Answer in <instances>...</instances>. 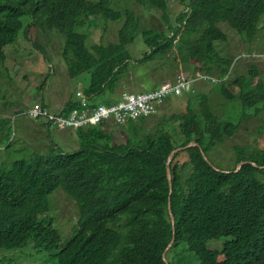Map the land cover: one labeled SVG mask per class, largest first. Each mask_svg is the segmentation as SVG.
<instances>
[{
	"label": "trees",
	"instance_id": "16d2710c",
	"mask_svg": "<svg viewBox=\"0 0 264 264\" xmlns=\"http://www.w3.org/2000/svg\"><path fill=\"white\" fill-rule=\"evenodd\" d=\"M112 1L0 0V66L8 51L22 53L15 44L34 24L62 35L70 73L89 70L83 93L90 100L108 104L116 89L134 78L143 79V91L155 89L182 63L191 69L189 77L196 71L217 77L213 89L226 104L213 110L208 95L195 88L182 97L186 110L159 116L153 133L148 121L155 114L119 127L107 121L71 128L73 151L58 147L0 161V248L19 250L34 243L49 255L41 264H264V168L250 163L264 165V150L234 145L229 169L217 168L207 156L245 119L262 120L258 131L264 132L259 68L252 64L227 79L234 61L220 46L228 40L226 28L253 41L264 22V0H179L184 10L167 22V30L144 28L134 10L116 9ZM134 1L165 13L170 0ZM98 19L121 22L117 40L90 48L85 31ZM140 36L145 50L134 56L128 45ZM230 85L238 90L232 92ZM77 105L70 99L61 113ZM36 121L48 134L57 128L49 120ZM5 123L0 120V140L10 136ZM192 141L197 145L175 153L170 162L175 230L162 257L172 237L166 161L173 149ZM1 143L10 152L12 141ZM180 154L186 160L178 164ZM239 162L245 163L238 169ZM59 188L78 210L75 230L64 242L52 223L56 205L49 201ZM219 238L221 245L209 246Z\"/></svg>",
	"mask_w": 264,
	"mask_h": 264
},
{
	"label": "rangeland",
	"instance_id": "374dc122",
	"mask_svg": "<svg viewBox=\"0 0 264 264\" xmlns=\"http://www.w3.org/2000/svg\"><path fill=\"white\" fill-rule=\"evenodd\" d=\"M112 4L113 7L119 10L126 8L134 10L141 18L142 26L146 29L167 30V22L170 24L172 17L184 10L179 0H170L168 10L165 13L158 10H150L146 7V4H141L134 0H113ZM24 21H27V18ZM120 25L121 22H115L111 19H98L85 31L87 34L86 45L92 48L94 45L106 46L111 42H115L117 29ZM221 27L223 26L221 25ZM225 30L228 40L227 42L219 43L224 52L228 53L234 61V67L230 70L227 79L232 75L247 72V69L252 64H256L262 80L258 87L264 89V56H262L264 55V23L251 43L245 42V38L241 37L235 30L227 28ZM63 45L64 39L61 34L56 31H44L43 28L36 27L33 24L28 27L26 35H21L18 43L15 44V47L20 49L22 53L17 56L15 51L7 52L4 65L0 66V120L6 122L5 129L8 135L10 134L8 139H11L12 147L8 153L4 152V148L0 149L3 150L0 151V161L21 158L32 151L46 154L56 151L58 147L63 151L69 152L77 148L74 142L68 138L70 128H51L49 135L45 131L39 130L33 119L21 114L26 106L38 100H43L50 104L54 112L59 111L63 108L67 98L73 96L77 91L83 92L82 89L88 83L89 70L80 69L78 74L70 73L63 57ZM128 49L134 56L144 51L142 36L137 37L134 43L128 45ZM191 62L193 64L197 63V61ZM173 69H176L174 75L178 72L185 76L192 74L191 69L186 71V66L182 63L174 65ZM171 78H163L165 79V82H163H170L172 81ZM163 79L159 80V82ZM203 82H196L198 84L196 88L208 95L213 110L221 111L226 104V99L213 89V85L217 84L212 85L208 82ZM122 86H119L114 93L121 91L122 88L129 91L146 90L141 78H134V81L127 82L124 87ZM227 87L232 92L238 90V87L233 85ZM182 97H184V93L171 95L167 98L169 104L165 101L166 103L158 109L154 118L148 121L149 132L153 133L156 129V122L159 116L177 114L186 110V101ZM90 102L98 104L101 100L96 98ZM262 123L263 121L258 118L243 120L232 138L224 140L207 153L210 161L219 169H229L228 165H233L234 163V161L231 162L230 158L235 154L232 152L234 145L246 146L250 151L256 149L264 150V132L258 131V125ZM115 129L117 130V128ZM8 139L4 136L0 141ZM51 142L57 147H52ZM3 145V143L0 144V146ZM178 159V164H180V162L186 160V156L180 154ZM49 201L51 207L52 201L56 205V216L52 213L53 225L56 227V223L61 233L64 236L68 235L78 219L76 203L60 188L50 194ZM62 217L65 220L70 219V221H63ZM63 235H61V238L64 242L69 235L66 237ZM223 240V238L212 239L209 241V246L215 248L221 245ZM30 244L19 250L7 251L0 248V264H41L47 262L48 253L38 248L34 243L33 247Z\"/></svg>",
	"mask_w": 264,
	"mask_h": 264
},
{
	"label": "built area",
	"instance_id": "2783aa9c",
	"mask_svg": "<svg viewBox=\"0 0 264 264\" xmlns=\"http://www.w3.org/2000/svg\"><path fill=\"white\" fill-rule=\"evenodd\" d=\"M207 79L217 81L207 75L198 74L193 78H186L179 74L172 81L148 92L123 91L117 101L109 105L89 103L86 100L87 97L77 93L78 105L72 108L67 115L51 113L40 101L31 105L26 113L41 122L49 120L59 128L96 125L108 120L115 124H125L129 120L154 113L168 96L180 95L191 88L195 82L207 81Z\"/></svg>",
	"mask_w": 264,
	"mask_h": 264
},
{
	"label": "clouds",
	"instance_id": "9594fccd",
	"mask_svg": "<svg viewBox=\"0 0 264 264\" xmlns=\"http://www.w3.org/2000/svg\"><path fill=\"white\" fill-rule=\"evenodd\" d=\"M263 23L264 22H262L261 24H260V26L258 27L259 29L263 26ZM118 31V30H117ZM258 32H259V30L257 31V34H258ZM257 34H256V36H257ZM256 36H255V38H256ZM254 38V39H255ZM253 39V40H254ZM117 40V39H116ZM262 56H264V55H262ZM261 57V56H260ZM207 75V76H209V77H213V76H210V75H208V74H205V73H203V72H200V71H196V73L194 74V75H192V76H185V75H183V74H180V75H182V76H184V77H186V78H193V77H195L196 75ZM177 75H179V72L175 75V76H177ZM175 76L172 78V80L175 78ZM260 77V76H259ZM213 78H215V79H217V81L219 82V79L217 78V77H213ZM260 79H261V77H260ZM217 81H211V79H207V81H204L203 83H206V82H208V83H210V84H216V83H218ZM262 81V80H261ZM197 82H199V81H197ZM199 84H201V83H199ZM198 84L195 82L192 86H191V88H189L188 90H186V91H184L183 93L184 94H186L187 92H189V91H191V90H194L195 88H196V86H197ZM124 87V86H123ZM156 88H158V86L156 87ZM155 88V89H156ZM83 90V89H82ZM151 90H154V89H151ZM151 90H149V91H151ZM123 91H127V92H132V93H140V92H136V91H129V90H127V89H124V88H122V90L120 91H117L116 93H114V95H113V98L112 99H110V102L108 103V104H103V103H98V104H103V105H109V104H111V103H113V102H116L117 101V99L119 98V96H120V94L123 92ZM143 92H148V91H143ZM77 93H81L83 96H85V97H87L82 91H77V92H75V94L73 95V96H71L70 98H65L66 99V102L68 101V100H70V99H72V100H74L75 102H78L77 100ZM169 97V96H168ZM167 97V98H168ZM167 98L164 100V102L159 106V107H157V109H156V111L154 112V113H150V114H148V115H145V116H140V117H138L137 119H141V118H149L150 116H152V115H154L157 111H158V109L164 104V103H166L167 102ZM86 100H87V102H89V103H92V102H90L91 100L87 97L86 98ZM38 101H40L42 104H43V106H45L46 108H48L50 111H51V113H61V110H59V111H53L50 107H49V105L45 102V101H43V100H38ZM38 101H35V102H38ZM166 101V102H165ZM34 102V103H35ZM65 102V103H66ZM34 103H32V104H29V107L28 108H24V110L22 111V112H24V113H26V111L30 108V106L31 105H33ZM92 104H95V103H92ZM65 105V104H64ZM63 105V106H64ZM27 114V113H26ZM28 115V114H27ZM29 116V115H28ZM30 117V116H29ZM31 119H33L35 122H37L36 121V119H34V118H32V117H30ZM137 119H134V120H137ZM134 120H129V121H134ZM109 122V124H111V125H113V126H122V125H125V124H115L113 121H111V120H108ZM128 121V122H129ZM104 122H107V121H104ZM100 124V123H99ZM97 125V124H96ZM94 126V125H93ZM57 128H59V127H57ZM78 128V127H77ZM71 129V128H70ZM9 141H11V139L9 138L8 139ZM4 148V145L3 146H0V149H2V148ZM251 164L252 163H254V162H250ZM252 165H255V166H263V165H257V164H252ZM259 168V167H258ZM170 205H171V203H170ZM169 215V214H168ZM169 219H170V217H169ZM174 224H175V222H174ZM172 230V229H171ZM174 230H175V228H174ZM173 233V232H172ZM165 256V255H164Z\"/></svg>",
	"mask_w": 264,
	"mask_h": 264
},
{
	"label": "water",
	"instance_id": "95a60500",
	"mask_svg": "<svg viewBox=\"0 0 264 264\" xmlns=\"http://www.w3.org/2000/svg\"><path fill=\"white\" fill-rule=\"evenodd\" d=\"M194 145H197L195 142H190L188 143L185 147H178V148H175L171 151V153L169 154L168 156V159L166 161V175H167V179H168V187H169V192H168V203H167V211H168V214H169V217H170V221H171V228H172V237H171V240L169 242V244L167 245V247L165 248V250L163 251L162 253V257H164L167 249L172 245L173 241H174V222H175V219H174V216L172 214V210H171V205H170V195H171V191H172V185H171V182H170V170H169V166H170V162L171 160L173 159V156L175 153L185 149L186 147H189V146H194ZM203 158L206 159L205 155L203 154ZM245 163V162H239L237 164V168L239 169L241 167V165ZM254 164V163H252ZM259 168H264V165L263 166H257ZM214 169L216 170H219L217 169L216 167H213ZM237 169V170H238Z\"/></svg>",
	"mask_w": 264,
	"mask_h": 264
},
{
	"label": "crops",
	"instance_id": "0c3cea01",
	"mask_svg": "<svg viewBox=\"0 0 264 264\" xmlns=\"http://www.w3.org/2000/svg\"><path fill=\"white\" fill-rule=\"evenodd\" d=\"M49 105V107L51 108V106H50V104H48ZM35 124H36V122H35ZM36 127L39 129V127H38V125L36 124ZM51 129V128H50ZM47 139H48V136H47ZM2 148V147H1Z\"/></svg>",
	"mask_w": 264,
	"mask_h": 264
},
{
	"label": "bare ground",
	"instance_id": "6f19581e",
	"mask_svg": "<svg viewBox=\"0 0 264 264\" xmlns=\"http://www.w3.org/2000/svg\"><path fill=\"white\" fill-rule=\"evenodd\" d=\"M64 115H67V113H66V114H64Z\"/></svg>",
	"mask_w": 264,
	"mask_h": 264
}]
</instances>
